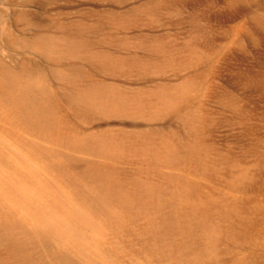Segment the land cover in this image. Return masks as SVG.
<instances>
[{
	"label": "rangeland",
	"instance_id": "1",
	"mask_svg": "<svg viewBox=\"0 0 264 264\" xmlns=\"http://www.w3.org/2000/svg\"><path fill=\"white\" fill-rule=\"evenodd\" d=\"M111 1L0 0V264H264V0Z\"/></svg>",
	"mask_w": 264,
	"mask_h": 264
},
{
	"label": "bare ground",
	"instance_id": "2",
	"mask_svg": "<svg viewBox=\"0 0 264 264\" xmlns=\"http://www.w3.org/2000/svg\"><path fill=\"white\" fill-rule=\"evenodd\" d=\"M112 1H113V0H112ZM112 1H111V2H112ZM129 1H130V0H127V1L125 0V2H129ZM134 1L137 2V5H136L135 7H133V8H131V9H129L128 11H133V10H134L135 12H139V11L142 12V11H143L142 13H144V12H146V11H145L146 9H144V8H146L147 6H151V5L154 4V3L150 4L151 1L149 2V5L145 4L144 2H143V3L141 2V1H144V0H134ZM138 1H139V2H138ZM147 1H148V0H147ZM179 1H180V0H161V2H162L161 4H162V6L164 7V10H165L164 14H166V12H167V14L169 13L168 10H170V6H172L171 4H176V5H178ZM154 2H155V1H154ZM113 3H115V1H113ZM115 4H116V5L119 4V5L122 6V5L124 4V2H120V3L117 2V3H115ZM121 6H120V7H121ZM182 7H183V5H182ZM177 8H178V6H177ZM143 9H144V10H143ZM174 9H175V8H172V10H174ZM184 9H185V8H184ZM14 10H15V9H14ZM134 11H133V12H134ZM175 11H176V12H177V11L179 12L180 9H176V10H174V12H175ZM181 11H182V9H181ZM181 11H180V12H181ZM133 12H132V13H133ZM180 12H179V13H180ZM129 13H131V12H129ZM162 13H163V12H162ZM111 14H112V13H111ZM146 14H147V13H145V15H146ZM167 14H166V17L171 15L170 13H169L170 15H169V14L167 15ZM174 14H175V16H177L176 13H174ZM48 15H49V14H48ZM172 15H173V14H172ZM2 16H3V15H2ZM135 17H136V16H135ZM67 18H68V17H67ZM140 19H141V18H140ZM167 19H170V18H167ZM182 19H183V18H182ZM105 20H106V19H105ZM7 23H8V22H7ZM85 23H86V22H85ZM4 24H6V23H4ZM91 24H92V23H91ZM6 25H8V24H6ZM59 25H61V24H59ZM35 26H36V25H35ZM19 28H20V27H19ZM34 28H35V27H34ZM19 30H20V29H19ZM58 30H59V29H58ZM19 32H20V31H19ZM118 34H119V33H118ZM11 37H13V36H11ZM129 37H130V36H129ZM0 38H1V37H0ZM2 38H3V37H2ZM8 38H9V37H8ZM15 38H16V36L13 37L12 40L15 39ZM134 38H136V37H134ZM1 40H2V39H1ZM151 42H152V41H151ZM153 42H155V41H153ZM10 43H11V42H10ZM41 46H43V45H41ZM108 55H109V54H108ZM199 56H200V55H199ZM103 58H105V57H103ZM199 58H200V57H199ZM110 66H111V65H110ZM113 66H114V65H113ZM115 66H116V65H115ZM4 72H5V71H4ZM17 72H18V71H17ZM10 73H11V72H10ZM15 73H16V72H15ZM20 73H21V72H20ZM20 75H21V74H20ZM9 76H10V74H8V76H6V77H9ZM16 77H18V79L20 78L19 76H16ZM4 78H5V75H4ZM13 78H14V77H12L11 79H13ZM6 79H7V78H6ZM9 79H10V78H9ZM14 79H15V78H14ZM16 79H17V78H16ZM4 81H7V80H3L1 83H4ZM8 81H10V80H8ZM14 81H15V80H14ZM14 81H13V83H14ZM19 81H20V80H18V82H17L18 84H19ZM1 83H0V84H1ZM7 83L9 84V83H12V82H7ZM5 84H6V82H5ZM3 85H4V84H3ZM3 85H2V87H3ZM6 85H7V84H6ZM15 85H16V84H15ZM15 85H14V86H15ZM10 86H11V84H10ZM16 86H17V85H16ZM6 87H7V86H6ZM8 87H9V86H8ZM12 87H13V86H12ZM12 87H10V88L12 89ZM3 88H4V87H3ZM4 89H5V88H4ZM7 89H8V88H7ZM11 89H10V90H11ZM13 89H15V87H14ZM1 90H2V89H1ZM15 90H17V89H15ZM1 92H2V91H1ZM11 92H12V90H11ZM17 92H18V91H17ZM19 92H20V91H19ZM111 92H112V91H111ZM118 92H119V91H118ZM3 93H4V92H3ZM15 93H16V92H15ZM15 93L13 92L14 95H12V94H11V95H12L13 97H15ZM100 93H101V92H100ZM9 94H10V92L8 93V95H9ZM16 94H17V93H16ZM20 94H21V92L19 93V95H20ZM17 95H18V94H17ZM107 96H108V95H107ZM19 97H20V96H19ZM11 98H12V97H11ZM15 98H16V100H18V99H17V96H16ZM21 98H22V97H21ZM21 98H20V101H21ZM1 99H4V98H1ZM30 99H31V96H30ZM14 100H15V99H14ZM32 100H33V99H32ZM3 101H4V100H3ZM5 101H6V100H5ZM5 101H4V103H5ZM9 102H10V101H9ZM130 102H131V101H130ZM1 103H2V102H1ZM6 103H8V102H6ZM10 103L12 104V100H11ZM13 103H14V102H13ZM15 103H16V102H15ZM17 103H19V102H17ZM126 103H127V102H126ZM135 103H136V102H135ZM163 103H164V102H163ZM5 105H6V104H4V106H5ZM157 105H158V104H157ZM1 106H2V105H0V107H1ZM9 106H10V108L12 107V105H9ZM14 106H15V105H14ZM14 106H13V108H14ZM16 106H18V105H16ZM5 107H7V106H5ZM5 107H1V108H5ZM1 108H0V109H1ZM134 108H135V107H134ZM7 109H9V107H8ZM119 109H120V108H119ZM174 109H176V108H174ZM10 110H11V109H10ZM15 110H17V108H16ZM34 110H35V109H34ZM165 110H166V109H165ZM1 111H2V110H1ZM5 111H6V109H5ZM11 111H12V110H11ZM3 112H4V111H2V114H3ZM8 112H10V111L8 110ZM17 112H18V111H17ZM32 112H35V111H32ZM36 112H37V111H36ZM161 112H162V111H161ZM161 112H160V113H161ZM5 114H6V112H5ZM7 114H8V113H7ZM7 114H6L5 116H8ZM3 116H4V115H3ZM9 116H10V115H9ZM17 116H18V115H17ZM17 116H16V117H17ZM13 117H15V116H13ZM13 117H12V118H13ZM10 118H11V117H10ZM12 118H11L10 120H12ZM0 119H2V116H0ZM7 119H9V118H7ZM13 119H14V118H13ZM4 120H6V119H4ZM4 120H3V121H4ZM10 120H9L8 124H9V123H10V124L12 123V121H10ZM16 120H17V118H16ZM117 120H118V119H117ZM153 121H154V120H153ZM5 122H6V121H5ZM14 123L17 125L18 122L15 121ZM15 124H14V127L16 126ZM18 124H19V123H18ZM181 124H182V123H181ZM8 126H9V125H8ZM19 126H20V125H19ZM19 126H16L15 129L18 128ZM11 127H13V126H11ZM11 127H10V128H11ZM13 129H14V128H13ZM13 129L11 128V130H13ZM192 129H193V128H192ZM15 131H17V130H15ZM15 131H14V132H15ZM188 131H189V130H188ZM14 132H13V133H14ZM132 132H133V131H132ZM154 132H155V131H154ZM1 133H2V132H1ZM10 133H11V132H10ZM17 133H18V132H17ZM14 135H15V134H14ZM141 135H142V134H141ZM130 137H131V136H130ZM133 137H134V136H133ZM0 138H2V137H0ZM4 139L6 140V138H4ZM1 140H2V139H1ZM2 141H4V140H2ZM135 141H137V140H135ZM137 142H138V141H137ZM134 143H135V142H134ZM12 145H14V144H12ZM136 145H137V144H136ZM15 146H16V145H15ZM16 147H17V146H16ZM16 147H13V148H16ZM11 148H12V147H11ZM19 151H20V150H19ZM1 152H2V151H1V149H0V154H1ZM15 152H16V150L14 151V153H15ZM2 153H3V152H2ZM5 153H6V152H5ZM144 153H145V152H144ZM11 154H12V153H11ZM153 154H154V153H153ZM3 155H8V154H4V153H3ZM3 155H2V156H3ZM8 156H10V155H8ZM8 156H7V157H8ZM177 156H178V155H177ZM3 159H5L6 161H9V160L6 159V157H4ZM9 159H13V157H12V158L10 157ZM0 160H1V159H0ZM5 160H4V162H5ZM173 162H174V161H173ZM0 163H2V162H0ZM170 172H171V171H170ZM2 173H3V172H2ZM165 176H166V175H165ZM1 236H2V235H1ZM3 236H5V234H4ZM8 237H9V236H8ZM1 238H2V237H1ZM5 238H6V237H5ZM5 238L3 237L2 239L5 240ZM0 241H1V239H0ZM11 242H12V241H11ZM9 244H10V242H9ZM13 247H15V246H13ZM16 248H17V246H16ZM17 249H18V248H17ZM16 252H17V251H16ZM88 253H89V252H88ZM17 255H18V254H17ZM17 257H18V256H17ZM17 257H15V258L17 259ZM15 258H14V259H15ZM52 259H53V258H52ZM26 261H27V259H26ZM26 261L23 260V262H25V263H26ZM28 261H29V260H28ZM0 262H1V261H0ZM2 262H3V261H2ZM14 262H15V261H13L12 264H14ZM25 263H23V264H25ZM2 264H4V263H2ZM5 264H7V263H5ZM10 264H11V263H10ZM15 264H16V263H15ZM26 264H28V262H27Z\"/></svg>",
	"mask_w": 264,
	"mask_h": 264
}]
</instances>
